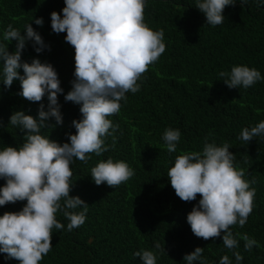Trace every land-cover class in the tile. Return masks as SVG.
Here are the masks:
<instances>
[{"label": "trees", "instance_id": "16d2710c", "mask_svg": "<svg viewBox=\"0 0 264 264\" xmlns=\"http://www.w3.org/2000/svg\"><path fill=\"white\" fill-rule=\"evenodd\" d=\"M235 2L224 8V22L212 26L195 8L196 0H145L144 22L153 31L163 30L165 52L142 74L137 82L140 90L126 93L119 112L108 117L113 125H119L104 138L109 150L101 156L87 154L91 156L87 163L73 159L69 196L79 197L89 206L86 220L69 232V221L58 210L56 219L65 227L52 229L51 251L39 264H142L133 254L157 252V242L166 254H158L156 264H186L183 256L197 247L204 249L206 264H219L224 255L236 264L232 250L222 243L223 233L209 240L192 233L186 217L201 197L181 201L167 176L176 156L202 152L205 137L218 146L227 142L235 155L234 166L245 171L246 181H256L250 184L256 193L247 223L233 225L230 230L234 235L247 233L259 244L248 252L236 237L235 251L243 256L240 264H264V136L248 143L238 139L243 128L264 121V0ZM64 7V0H0V45L14 52L16 42L3 39L7 26L11 24L24 35L25 25L30 24L48 46L38 54L28 41L21 60L30 64L39 59L57 73L63 89V94H58L63 124L55 126L50 118L47 123L51 127L42 129L41 134L58 144L69 142L66 134L76 132L71 122L82 118L81 105L64 100L75 79L74 49L65 42L66 33L56 34L51 29L50 14L62 15ZM38 18H43L42 27L34 23ZM239 65L257 69L262 79L247 89H229L218 74ZM20 91L18 80L6 89L0 78V151L5 146L19 148L24 142L25 133L9 124L14 112L36 118L40 103L47 111V94L40 102H29ZM166 128L181 133L174 153L167 151L162 140ZM108 158L126 162L134 175L114 188L106 183L97 186L91 169ZM4 185L0 179V187ZM26 203L0 206V216L18 212ZM0 264L20 262L0 253Z\"/></svg>", "mask_w": 264, "mask_h": 264}, {"label": "clouds", "instance_id": "9594fccd", "mask_svg": "<svg viewBox=\"0 0 264 264\" xmlns=\"http://www.w3.org/2000/svg\"><path fill=\"white\" fill-rule=\"evenodd\" d=\"M246 0H241V4ZM235 0H196L195 8L206 18V24L216 26L224 22L222 15L226 6L235 5ZM61 14H50L54 33H66L65 42L74 49V81L71 90L64 96L66 102L81 105L82 118L73 120L75 134H66L68 143L58 144L43 136L42 129L51 127L47 122L55 120V126L63 124L58 103V94H63L60 81L53 66L33 59L22 62L21 53L28 41L36 53L47 45L30 24L25 25L24 35L11 24L3 39L15 41V51L9 53L7 46L0 45V78L4 87L10 88L14 80L20 82L19 95L29 102H40L47 94L48 105L40 103L37 117L14 112L9 124L19 128L23 135L22 145L5 146L0 151V206L18 201L26 205L18 212H5L0 216V253L15 259L20 264H39L51 251L52 229H64L57 221L59 210L69 221L71 232L85 223L88 205L79 197H70L73 159L87 163L95 153L101 156L109 148L104 138L111 136L119 125L108 118L119 112L126 93L140 90L137 83L150 64L155 63L165 52L163 30L153 31L144 22L145 0H64ZM43 26V18L34 20ZM23 75H20V71ZM229 89H247L262 79L261 73L248 66H233L218 74ZM112 131H109V130ZM211 135V133L209 134ZM264 136V121L254 127L241 130L238 139L252 141ZM181 133L178 129L166 128L162 140L169 153L177 151ZM205 137L202 152H187L175 157L174 166L167 173L171 187L181 201L201 198L186 221L197 238L209 240L221 237L225 248L232 250L236 264L243 256L235 251L237 236L244 242V250L250 252L259 247L258 242L247 233L236 235L230 230L233 225L243 227L253 209L256 189L250 188L255 179L246 181L245 171L234 166L235 155L225 142L218 146ZM114 147V143H113ZM134 171L126 162H114L111 158L98 162L91 169V177L99 186L106 183L114 188L127 181ZM63 200V204H61ZM82 211L76 212L75 209ZM157 252L140 250L133 255L142 264H156L158 254H166L164 246L155 244ZM204 249L197 247L183 256L186 264H206L202 257ZM219 264H232L228 255L220 258Z\"/></svg>", "mask_w": 264, "mask_h": 264}]
</instances>
